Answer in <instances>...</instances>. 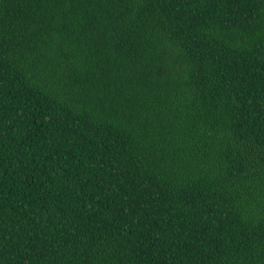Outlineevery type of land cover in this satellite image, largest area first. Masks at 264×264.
Instances as JSON below:
<instances>
[{"label":"trees","instance_id":"obj_1","mask_svg":"<svg viewBox=\"0 0 264 264\" xmlns=\"http://www.w3.org/2000/svg\"><path fill=\"white\" fill-rule=\"evenodd\" d=\"M0 264H264V0H0Z\"/></svg>","mask_w":264,"mask_h":264}]
</instances>
